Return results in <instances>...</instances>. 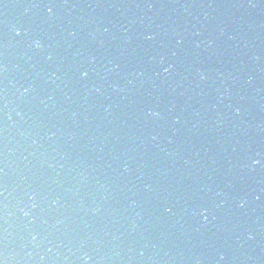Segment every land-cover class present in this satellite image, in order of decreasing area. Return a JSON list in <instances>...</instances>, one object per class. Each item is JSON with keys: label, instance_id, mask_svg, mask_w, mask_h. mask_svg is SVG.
Wrapping results in <instances>:
<instances>
[{"label": "clouds", "instance_id": "clouds-1", "mask_svg": "<svg viewBox=\"0 0 264 264\" xmlns=\"http://www.w3.org/2000/svg\"><path fill=\"white\" fill-rule=\"evenodd\" d=\"M36 46H37V47H39V46H40V44H39V41H37V42H36Z\"/></svg>", "mask_w": 264, "mask_h": 264}, {"label": "snow or ice", "instance_id": "snow-or-ice-1", "mask_svg": "<svg viewBox=\"0 0 264 264\" xmlns=\"http://www.w3.org/2000/svg\"><path fill=\"white\" fill-rule=\"evenodd\" d=\"M17 35H19V33H17Z\"/></svg>", "mask_w": 264, "mask_h": 264}]
</instances>
